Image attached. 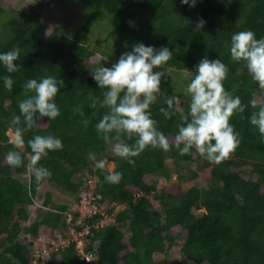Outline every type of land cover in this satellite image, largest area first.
Listing matches in <instances>:
<instances>
[{
	"label": "trees",
	"instance_id": "trees-1",
	"mask_svg": "<svg viewBox=\"0 0 264 264\" xmlns=\"http://www.w3.org/2000/svg\"><path fill=\"white\" fill-rule=\"evenodd\" d=\"M68 1L87 13L69 34H45L33 10H8L0 26V53L20 49L15 62L18 72L8 73L0 64V264H163L164 260L155 261L153 255L164 253L177 239L181 255L169 264H264V143L248 119L256 110L251 103L264 93L247 70L230 59L229 52L236 32L251 30L258 39L264 37V0H196L191 7L181 0H49L58 7ZM3 12L0 5V16ZM106 13L115 17L108 35L116 46L143 43L172 51V59L161 69L167 73L161 92L150 107L158 129L170 140L177 134L181 114H187L190 101L177 90V78L171 72L175 75L185 68L192 72L204 57L220 59L228 67L224 88L239 96L246 107L230 120L240 143L227 160L217 165L204 160L195 149L181 156L174 147L168 152L148 148L133 158L136 163L132 166L113 155L109 144L98 137L95 125L108 109L99 103L90 107L91 97L103 99V90L91 72L112 64L104 58L91 61L94 49L89 48V32ZM201 19L205 23L197 29ZM6 75L14 81L11 91L4 87ZM49 75L64 81L55 100L60 115L55 120L38 121L23 134L24 147L14 149L7 131L14 135L11 120L20 114L24 84ZM165 97L176 102L170 119L160 112L161 107L167 108ZM35 135H54L63 143L61 150L50 151L39 161L38 166L51 172L39 183L29 172L27 141ZM10 150L21 152V167L7 165L5 157ZM93 156L96 161L113 163L112 171L123 174L119 184L105 182L111 171L97 169ZM167 160L177 169L194 162L200 169L207 167V186H176L159 192L158 179L168 180L173 173ZM91 180V206L95 208L82 218L75 211L68 220L66 205L49 208V192L41 204L45 209L35 208L32 214L27 211V206L39 201L44 185L68 193L79 204L83 195L89 194ZM201 209L197 216L194 211ZM105 217L112 220L100 223ZM67 225L82 233L81 248L78 240L63 233ZM42 233L59 244L52 248V244L43 243L45 249L32 250Z\"/></svg>",
	"mask_w": 264,
	"mask_h": 264
},
{
	"label": "clouds",
	"instance_id": "clouds-1",
	"mask_svg": "<svg viewBox=\"0 0 264 264\" xmlns=\"http://www.w3.org/2000/svg\"><path fill=\"white\" fill-rule=\"evenodd\" d=\"M35 2V0H34ZM33 2V3H34ZM182 4L194 6L196 0H181ZM205 22H197L200 29ZM230 59L239 63L247 70L251 80L255 82L261 93H264V37L257 38L251 30L239 31L231 36ZM20 58V49L13 48L0 53V64L8 73L18 72L20 67L15 63ZM172 59V51L167 47L156 49L136 43L131 51L120 55L111 67H97L91 72L93 80L99 89L103 90V99L91 97L90 107L96 108L97 103L108 111L95 125L97 135L109 144L113 155L135 166L138 157L148 148L165 152L173 147L183 155L191 154L195 149L204 160L219 165L235 152L240 143L239 133L230 123L231 118L245 111V105L239 96L226 91L223 82L227 79L228 67L220 60L202 58L195 70L190 72L185 68L182 75L189 79L183 89L185 96L190 98L187 114H181L182 123L177 125L178 132L170 140L157 127L152 118L150 107L157 101L161 92L162 79L167 73L162 71L164 65ZM159 68L160 71H154ZM4 87L12 90L11 75L3 77ZM64 81L49 75L37 79H29L23 87V99L19 101V115L13 116L11 126L14 136L10 141L14 149L24 147L23 134L36 127L38 121L55 120L60 115L55 100ZM167 108L161 107L160 112L166 119L174 114L175 99L165 97ZM256 109L248 118L264 143V96L251 103ZM80 115L83 112L80 111ZM23 118V120L21 119ZM241 119H244L241 116ZM87 124V121H84ZM23 124V127H21ZM126 141H134L127 143ZM31 149L29 172L39 183L51 176V172L39 161L48 156L50 151L63 148L61 139L54 135H35L27 141ZM95 167L106 169V161H96ZM9 167L18 168L23 164L20 151L10 150L5 157ZM108 184H119L123 174L118 171L108 172L105 177Z\"/></svg>",
	"mask_w": 264,
	"mask_h": 264
},
{
	"label": "rangeland",
	"instance_id": "rangeland-1",
	"mask_svg": "<svg viewBox=\"0 0 264 264\" xmlns=\"http://www.w3.org/2000/svg\"><path fill=\"white\" fill-rule=\"evenodd\" d=\"M0 0V5L3 8L5 12L0 16V26L1 23L4 21V15H6L8 10L11 9H21L26 11H31L36 13V15L40 18L44 25V33L48 34L52 31H58L63 34H69L72 32L74 28L79 26L84 19L87 16V13L85 14V11L82 10L80 7L75 6L72 2H66V4L62 7H58L52 3L49 2V0ZM41 3V6H39L38 3ZM115 17H113L111 14L106 13L103 17V19L99 20L97 23H95L90 32V44L89 48L92 50L94 49L93 56L91 61L94 62H102V58L105 59V61L109 62L110 64H113L117 62L119 59L120 52H125L127 50H130L132 48L131 43L120 44L119 46H116L114 43V38L108 35L109 29H111L114 25ZM126 41V40H125ZM114 44V45H113ZM117 50H116V49ZM116 50V51H115ZM117 53V54H116ZM156 71V69H154ZM182 72H177V74L172 71L171 74H173L174 77L177 79L175 82L177 83V90H180L183 92V89L186 87V85L190 82L189 79L185 78ZM7 135L9 137V140L11 141L13 139V134L11 130L7 131ZM166 164L168 165V168L171 170L172 176L168 180H160L157 181V189L160 192L162 189L168 190L176 186H182L183 188H187L189 186H197V187H205L207 186V167L200 169L198 167V163H186L184 165V168L177 169L176 166L172 164L170 160L166 161ZM106 167L109 171H112L114 168V165L112 162H107ZM175 171L182 174L184 177L183 179H180L178 176H176ZM192 172H196V176H191ZM206 177V178H205ZM22 180H27L25 178H22ZM90 189L88 195H83L82 200L79 204L75 203L73 201V197L69 195L68 193L62 192L52 186H43L42 189L39 192V201L35 203L33 206H27V211L29 214H32L35 208H43L41 204L43 202V198L47 192H49V208H54L56 206L60 205H66L68 206V216L71 215L75 211H79L81 217H84L85 214L88 213L90 208H95L93 203H91L92 195H91V188L93 187V180L89 181ZM85 196V197H84ZM89 204V206L87 205ZM155 205L157 203H154ZM121 207H119L118 210H120ZM159 208V207H158ZM116 210L115 212H117ZM201 210H195V214L199 216L201 213ZM71 219V217H68V220ZM108 217L104 219V222H107ZM81 220V219H80ZM78 219V222L80 221ZM112 220V218L110 219ZM109 220V221H110ZM102 223V224H103ZM68 227L66 230L63 231L66 236H69L70 239L73 240H80V236L82 233H77L73 229L69 228L70 225H67ZM126 237L129 236L127 232H125ZM62 236L61 233L58 234V238ZM52 239L48 237L47 233H42L37 241L31 245V249H45L46 247L43 246L44 244H52V248L56 247L59 243H52ZM61 244V240L59 241ZM63 244V243H62ZM78 245V243H77ZM181 242L177 239L171 246L167 247L164 253H155L153 255V258L155 261L164 260L163 264H169L173 260H176L180 258L181 252H180ZM45 264V263H44Z\"/></svg>",
	"mask_w": 264,
	"mask_h": 264
},
{
	"label": "built area",
	"instance_id": "built-area-1",
	"mask_svg": "<svg viewBox=\"0 0 264 264\" xmlns=\"http://www.w3.org/2000/svg\"><path fill=\"white\" fill-rule=\"evenodd\" d=\"M104 219H106V217H105V218H102V219L100 220V223H103L102 221H104ZM110 219H111V217H108L107 220L109 221ZM108 221H107V222H108ZM103 224H106V222H104ZM82 245H83V243L79 240L77 246L81 248ZM87 259H88V260L90 259L89 256H87Z\"/></svg>",
	"mask_w": 264,
	"mask_h": 264
},
{
	"label": "bare ground",
	"instance_id": "bare-ground-1",
	"mask_svg": "<svg viewBox=\"0 0 264 264\" xmlns=\"http://www.w3.org/2000/svg\"><path fill=\"white\" fill-rule=\"evenodd\" d=\"M14 136V135H13Z\"/></svg>",
	"mask_w": 264,
	"mask_h": 264
}]
</instances>
